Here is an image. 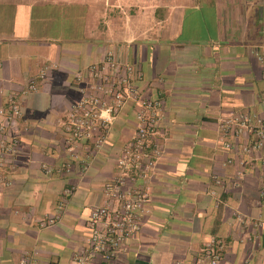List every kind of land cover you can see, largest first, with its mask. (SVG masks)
I'll return each mask as SVG.
<instances>
[{
    "label": "crops",
    "instance_id": "1",
    "mask_svg": "<svg viewBox=\"0 0 264 264\" xmlns=\"http://www.w3.org/2000/svg\"><path fill=\"white\" fill-rule=\"evenodd\" d=\"M108 51L141 69V91L161 100L162 115L141 229L106 264H209L199 256L214 239L223 243L215 264H264V146L243 153L247 136L220 128L234 112L264 115V0H0V106L17 93L22 111L18 152L0 170L11 181L0 193V264H75L85 249L90 211L134 131L131 109L101 148H81L86 169L42 165L69 161L74 73ZM46 213L61 218L47 225Z\"/></svg>",
    "mask_w": 264,
    "mask_h": 264
},
{
    "label": "built area",
    "instance_id": "2",
    "mask_svg": "<svg viewBox=\"0 0 264 264\" xmlns=\"http://www.w3.org/2000/svg\"><path fill=\"white\" fill-rule=\"evenodd\" d=\"M258 59L264 63L262 56L258 55ZM45 71L42 70L32 78L21 93L36 91L45 77ZM73 77L79 98L70 105L67 112L68 137L63 147L70 159L54 168L43 164L45 173L55 170L59 173L69 172L74 163L86 169L88 161L81 157V148L91 151L101 148L114 121L125 108L131 109L134 118V131L116 158L117 174L103 184V203L90 211L87 245L74 260L75 264H89L98 259L106 264L141 229L148 201V179L155 158L161 154L155 134L162 115V103L159 98H151L142 93L141 69L133 62L120 60L113 51L106 52L100 60L78 69ZM21 117L18 94H8L5 103L0 106V170L11 165L9 156L18 152L19 138L14 128ZM220 128L224 135L247 136V142L239 145L243 153H255L264 146V115L249 111L234 112L222 119ZM221 140L226 149L235 148L233 140ZM260 177V193L264 194V160ZM214 181L219 185L224 184L218 177ZM10 184V179L0 171V193ZM233 184L236 185V180ZM211 193L215 194L213 191ZM60 218V213H46L43 221L50 225ZM222 251L223 243L211 240L204 244L199 261L218 263ZM22 263L35 264L27 258H23Z\"/></svg>",
    "mask_w": 264,
    "mask_h": 264
}]
</instances>
